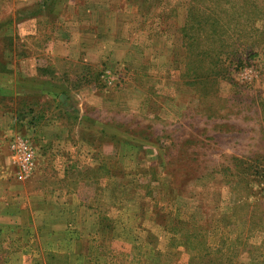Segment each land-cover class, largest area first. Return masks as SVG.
I'll return each instance as SVG.
<instances>
[{"label":"rangeland","instance_id":"1","mask_svg":"<svg viewBox=\"0 0 264 264\" xmlns=\"http://www.w3.org/2000/svg\"><path fill=\"white\" fill-rule=\"evenodd\" d=\"M213 4L258 33L195 79ZM259 30L264 0H0V264H264Z\"/></svg>","mask_w":264,"mask_h":264},{"label":"trees","instance_id":"2","mask_svg":"<svg viewBox=\"0 0 264 264\" xmlns=\"http://www.w3.org/2000/svg\"><path fill=\"white\" fill-rule=\"evenodd\" d=\"M217 6V4H213L214 8L213 10L210 8L209 12L215 13L214 16H218V21H203L200 25V29H204L205 26H207L209 28L208 33H206V35L202 33V35L196 36L195 27L190 25L192 31L189 37L186 38L189 42V48L191 47V53H189V56L198 61V65L196 67H191L190 69V74L193 75L195 79L206 77L212 79L219 77L223 80L225 77L224 71L230 66H233L235 62L238 64L241 63L240 57L239 59L236 58L238 57V53L241 51V53L245 54L253 47V44L248 42L245 43L243 39L245 40V37H249V40H251V36L248 34L254 32L258 33V30L255 29V23L259 21L258 18L251 20L241 18V24L239 22L233 23L235 20H232L231 18L227 19V16H230L228 13H237L239 8L234 4L232 8H228L226 11L223 9L218 11ZM252 9L255 11L257 7L254 6ZM189 11L188 22L193 23L194 14L193 11ZM242 26L248 29L249 33H244L241 30ZM262 32H264V30L260 33ZM253 39L255 40V38ZM201 42L205 44L207 43L208 47L204 48V52H196L195 48H197V45ZM202 64H205L206 66H202Z\"/></svg>","mask_w":264,"mask_h":264},{"label":"built area","instance_id":"3","mask_svg":"<svg viewBox=\"0 0 264 264\" xmlns=\"http://www.w3.org/2000/svg\"><path fill=\"white\" fill-rule=\"evenodd\" d=\"M10 156L19 173L25 177L34 170V157L31 148L25 141L15 140L11 143Z\"/></svg>","mask_w":264,"mask_h":264},{"label":"crops","instance_id":"4","mask_svg":"<svg viewBox=\"0 0 264 264\" xmlns=\"http://www.w3.org/2000/svg\"><path fill=\"white\" fill-rule=\"evenodd\" d=\"M0 134H1V132H0ZM5 167L8 168L9 166H5ZM2 169H4V167ZM2 169L0 170V179L1 180L2 179H6V176L5 175H7L6 172H4L5 175L2 173V171H3ZM2 181L4 182V181H7V180H2ZM6 213H8V215L10 214L9 211L7 212V210L5 209L4 211L1 212V216H3L4 218L7 219L6 216H8V215H6Z\"/></svg>","mask_w":264,"mask_h":264}]
</instances>
